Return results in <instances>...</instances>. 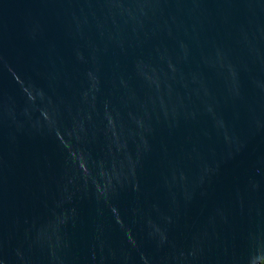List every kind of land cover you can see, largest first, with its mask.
Segmentation results:
<instances>
[{
	"label": "water",
	"instance_id": "obj_1",
	"mask_svg": "<svg viewBox=\"0 0 264 264\" xmlns=\"http://www.w3.org/2000/svg\"><path fill=\"white\" fill-rule=\"evenodd\" d=\"M0 264H264V0H0Z\"/></svg>",
	"mask_w": 264,
	"mask_h": 264
}]
</instances>
